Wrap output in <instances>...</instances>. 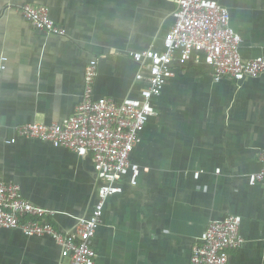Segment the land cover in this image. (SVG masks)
Segmentation results:
<instances>
[{"label": "crops", "instance_id": "0c3cea01", "mask_svg": "<svg viewBox=\"0 0 264 264\" xmlns=\"http://www.w3.org/2000/svg\"><path fill=\"white\" fill-rule=\"evenodd\" d=\"M214 1L229 11L241 57L264 56V0ZM23 3L46 5L64 34L34 28L17 11ZM174 8L171 0H0V178L49 210L57 229L92 211V158L19 135L17 125L64 122L92 59L94 96L138 98L147 81L136 79L141 66L130 53L163 48ZM152 105L131 152L136 183L123 179L106 199L91 239L94 264H191L208 221L228 213L240 216L243 242L227 264H264V194L250 180L264 151V72L215 81L204 56L193 53L172 62ZM66 261L50 236L0 228V264Z\"/></svg>", "mask_w": 264, "mask_h": 264}, {"label": "built area", "instance_id": "2783aa9c", "mask_svg": "<svg viewBox=\"0 0 264 264\" xmlns=\"http://www.w3.org/2000/svg\"><path fill=\"white\" fill-rule=\"evenodd\" d=\"M171 1L175 4L173 23L164 37L163 48L130 53L141 66L136 79L144 77L147 81L138 98L118 101L94 96L96 61L92 59L85 65L81 99L64 122H30L16 127L19 135L66 148L79 156H91L98 184L90 215L79 217L68 230H59L49 221V210L22 197L18 184L0 178V228L19 229L26 235H48L67 259L65 264H94L91 239L101 222L105 201L110 194L121 190L123 179L127 178L131 185L136 183L139 167L131 162L130 155L140 140L141 128L155 113L152 100L160 96L171 77L172 62L183 64L193 53L202 54L213 69L215 81L223 77L238 81L264 72V56L241 57V38L229 24L227 7L214 0ZM16 8L43 33L64 34L63 28L49 16L46 5L23 3ZM259 158L261 166L250 180L259 182L264 194V151ZM240 224V216L232 213L208 221L192 245L190 263L227 264L229 253L243 242Z\"/></svg>", "mask_w": 264, "mask_h": 264}, {"label": "rangeland", "instance_id": "374dc122", "mask_svg": "<svg viewBox=\"0 0 264 264\" xmlns=\"http://www.w3.org/2000/svg\"><path fill=\"white\" fill-rule=\"evenodd\" d=\"M130 160H131V162H132V156L130 155ZM96 201V200H95ZM95 201H94V203H95ZM94 205V204H93Z\"/></svg>", "mask_w": 264, "mask_h": 264}, {"label": "water", "instance_id": "95a60500", "mask_svg": "<svg viewBox=\"0 0 264 264\" xmlns=\"http://www.w3.org/2000/svg\"><path fill=\"white\" fill-rule=\"evenodd\" d=\"M242 80H238V82H241Z\"/></svg>", "mask_w": 264, "mask_h": 264}]
</instances>
